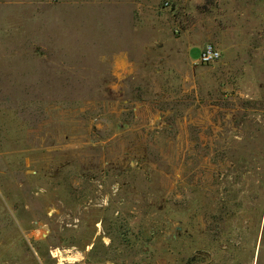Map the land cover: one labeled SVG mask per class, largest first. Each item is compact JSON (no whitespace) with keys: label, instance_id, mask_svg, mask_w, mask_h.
Returning a JSON list of instances; mask_svg holds the SVG:
<instances>
[{"label":"rangeland","instance_id":"374dc122","mask_svg":"<svg viewBox=\"0 0 264 264\" xmlns=\"http://www.w3.org/2000/svg\"><path fill=\"white\" fill-rule=\"evenodd\" d=\"M56 29L77 51L30 77L0 57V264H264V0H98Z\"/></svg>","mask_w":264,"mask_h":264},{"label":"crops","instance_id":"0c3cea01","mask_svg":"<svg viewBox=\"0 0 264 264\" xmlns=\"http://www.w3.org/2000/svg\"><path fill=\"white\" fill-rule=\"evenodd\" d=\"M35 2L38 4L36 8L33 7ZM95 2L98 0H0V57L7 54V48H10L21 60L33 65L20 68L26 69L30 77L41 59L36 53L52 51L48 45H55L57 51L62 53L77 51L74 49L77 48V43L74 48L67 50L70 45L68 39H62L64 43L60 45L56 44L54 35L61 36L56 28L61 21L66 20L71 8Z\"/></svg>","mask_w":264,"mask_h":264},{"label":"built area","instance_id":"2783aa9c","mask_svg":"<svg viewBox=\"0 0 264 264\" xmlns=\"http://www.w3.org/2000/svg\"><path fill=\"white\" fill-rule=\"evenodd\" d=\"M167 6L168 2H164ZM220 57V51L211 43H206L199 53L198 61L201 63H211Z\"/></svg>","mask_w":264,"mask_h":264},{"label":"bare ground","instance_id":"6f19581e","mask_svg":"<svg viewBox=\"0 0 264 264\" xmlns=\"http://www.w3.org/2000/svg\"><path fill=\"white\" fill-rule=\"evenodd\" d=\"M67 257V256H66ZM67 258H69V257H67ZM71 259V258H70Z\"/></svg>","mask_w":264,"mask_h":264}]
</instances>
